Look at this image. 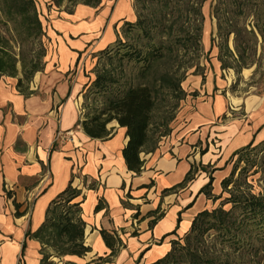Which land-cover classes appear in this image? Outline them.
<instances>
[{"label":"crops","instance_id":"0c3cea01","mask_svg":"<svg viewBox=\"0 0 264 264\" xmlns=\"http://www.w3.org/2000/svg\"><path fill=\"white\" fill-rule=\"evenodd\" d=\"M44 2L50 5V0ZM63 5L45 11L51 48L43 72L31 83L38 92L25 97L16 89L17 78L0 79V264H18V258L22 264H41L40 243L25 234L42 224L48 204L70 181L81 192L72 202H79L83 241L90 250L60 259L51 255L50 261L95 264L110 253L100 234L105 230L123 243L105 264L153 263L189 230L198 212L214 206L199 193L209 176L212 193L219 195L233 154L264 141V102L247 109L246 120H228L226 101L213 90L211 78L210 90L188 101L171 132L141 152V171H130L122 156L124 127L113 120L110 138L93 139L79 121L81 94L94 78V56L117 39L125 22L136 19L132 4L102 0L97 7L78 4L71 12ZM189 169L191 180L163 192ZM99 200L103 208L95 211ZM14 203L23 215H14ZM153 211L157 213L149 215ZM159 213L163 215L149 227ZM152 253L158 256L148 260Z\"/></svg>","mask_w":264,"mask_h":264},{"label":"trees","instance_id":"16d2710c","mask_svg":"<svg viewBox=\"0 0 264 264\" xmlns=\"http://www.w3.org/2000/svg\"><path fill=\"white\" fill-rule=\"evenodd\" d=\"M101 1L50 0V5L60 7L68 2L72 6L82 4L97 7ZM124 24L146 32L141 19ZM47 40L35 0H0V79L3 76L17 78L16 89L25 97L35 94L30 83L35 74L43 72L45 68ZM150 42L151 39L148 38L145 50L136 47L125 49L126 45H122L117 36L114 45L110 44L95 56L98 60L101 57L111 60L121 50L117 58L119 64L114 68H106L97 61L93 71L95 77L81 94L83 104H86V100H92L95 107L86 111L87 104H81L83 118L79 121V126L90 138L103 140L113 135V129L108 127L109 122L114 120L124 127L127 142L122 149V156L127 169L135 173L141 171L143 160L140 154L151 141V113L155 105V93L158 91L155 85L157 78L154 77L152 82L145 80V77L156 61L165 54L162 50L165 47L164 41H158L153 46L149 45ZM172 51V48L167 49V53H174ZM124 58L127 60L125 64L121 61ZM131 61L140 66L135 81L124 73V65ZM159 86L164 87L167 93L174 90L170 85ZM260 144H264V141L254 147L249 143L233 154L231 172L222 179L219 195L212 193L213 177L209 176L199 193H203L214 203L220 200L218 206L198 212L192 219L189 230L181 238L172 240L170 250L150 264H264V192L253 194L242 189L239 180L248 166L246 153ZM152 149L153 146L150 150ZM242 162L245 165L240 168ZM238 169L239 173L235 178ZM191 178L192 169H189L181 182L163 192L182 187ZM71 182L50 201L42 224L35 231L28 230L25 234L27 238L40 243L41 264H51L48 261L51 255L60 258L65 255L79 256L90 250L83 241L85 223L80 217L79 202H72L81 192ZM224 192L228 196L223 198ZM227 204L230 207L225 209ZM14 207L16 217L24 214V211H19L18 203H14ZM101 208L103 204L99 200L94 209L98 211ZM156 213L157 211H153L149 215ZM162 215L159 213L154 216L149 227ZM179 221L180 215L177 218L178 223ZM100 234L110 249L108 256H115L123 245L121 239L105 230H101Z\"/></svg>","mask_w":264,"mask_h":264},{"label":"rangeland","instance_id":"374dc122","mask_svg":"<svg viewBox=\"0 0 264 264\" xmlns=\"http://www.w3.org/2000/svg\"><path fill=\"white\" fill-rule=\"evenodd\" d=\"M35 2L41 20L47 26L45 11L50 5H46L44 0ZM130 2L136 17L133 23L141 19L146 32L123 24L119 29L118 38L122 45H126L125 49L136 47L145 50L148 38L151 39L150 46L158 41H164L165 45L162 49L164 56L156 61L145 77V80L152 82L154 77L157 78L155 85L158 89L151 113V141L147 149L152 146L154 148L162 136L171 132L173 122L183 114L188 101L191 102L208 87L210 90L211 78L214 83L213 90L226 101L225 118L228 120H246V110L264 102V0ZM63 6L64 10L72 11L77 5L72 6L67 2ZM46 42L49 52L51 41L48 39ZM168 48H172L174 53H167ZM120 53L121 50L114 54L116 56L111 60L106 57L98 60V57L94 56L92 72L97 61L106 68H114L119 64L117 58ZM121 61L124 64L127 62L126 58ZM139 67L134 65L133 61L124 65L126 77H132L135 81ZM165 74L167 76H164ZM161 84L170 85L174 90L167 93L164 87L159 86ZM30 87L32 88L31 83ZM85 103L88 106L86 111H90L89 108L94 109L92 100H86ZM245 159L248 160V166L239 178L241 188L253 194H261L264 192V144L251 148ZM244 165L242 162L240 168ZM227 196V192L222 194L223 198ZM219 201L210 209L218 206ZM229 207L230 204L225 205V209ZM110 261L112 258L107 255L96 259L95 264ZM18 264H22L21 258H18ZM51 264H54L52 260Z\"/></svg>","mask_w":264,"mask_h":264},{"label":"bare ground","instance_id":"6f19581e","mask_svg":"<svg viewBox=\"0 0 264 264\" xmlns=\"http://www.w3.org/2000/svg\"><path fill=\"white\" fill-rule=\"evenodd\" d=\"M157 256H158V253H152V254L149 256L148 260H154Z\"/></svg>","mask_w":264,"mask_h":264},{"label":"built area","instance_id":"2783aa9c","mask_svg":"<svg viewBox=\"0 0 264 264\" xmlns=\"http://www.w3.org/2000/svg\"><path fill=\"white\" fill-rule=\"evenodd\" d=\"M58 135H60V132L58 133Z\"/></svg>","mask_w":264,"mask_h":264}]
</instances>
